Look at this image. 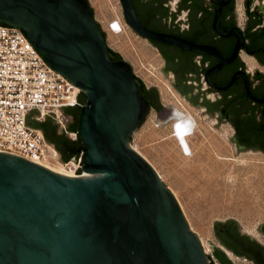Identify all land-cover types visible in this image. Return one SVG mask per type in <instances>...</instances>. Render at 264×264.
Returning a JSON list of instances; mask_svg holds the SVG:
<instances>
[{
  "label": "water",
  "instance_id": "obj_1",
  "mask_svg": "<svg viewBox=\"0 0 264 264\" xmlns=\"http://www.w3.org/2000/svg\"><path fill=\"white\" fill-rule=\"evenodd\" d=\"M168 1L121 0L126 22L159 49L166 61L160 70L177 92L195 108H208L201 115L214 119L218 131L226 123L235 129L229 138L235 155L264 153V73L248 74L239 53L246 49L264 66V5L251 12L256 0H245L244 36L235 0H179L177 12L163 6ZM187 9L188 21L175 24ZM0 26L20 29L49 68L80 89L76 105L60 107L71 117L66 125L38 108L27 112L25 125L43 131L61 163L73 160L83 172L66 176L0 152V264H215L172 190L131 146L149 105L161 124L190 119L172 105L164 108L158 89L147 90L108 48L89 1L0 0ZM208 94L222 98L212 102ZM42 115L46 122L35 119ZM258 230L264 234V224ZM215 231L235 255L264 264V246L240 222L216 221ZM212 247L221 264H233Z\"/></svg>",
  "mask_w": 264,
  "mask_h": 264
},
{
  "label": "rangeland",
  "instance_id": "obj_2",
  "mask_svg": "<svg viewBox=\"0 0 264 264\" xmlns=\"http://www.w3.org/2000/svg\"><path fill=\"white\" fill-rule=\"evenodd\" d=\"M89 1L107 34L109 47L119 52L147 85L159 86L164 104L190 114L199 125V132L192 139L193 157L183 154L172 132L173 122L159 123L153 111L148 112L146 119L131 136V146L144 156L162 182L172 190L188 223L199 236L205 254L211 258L214 256L212 244L224 248L215 233L216 221L235 219L241 223L244 232L264 242L258 230L264 224V155L240 152L236 156L229 139L231 128L228 125L220 126L223 133L218 131L213 126L214 119L209 121L208 116H202L201 111L174 94L159 72L162 62L156 51L130 29L119 34L109 29L108 24L121 14L120 0ZM256 1L264 5V0ZM244 58L247 56L244 55ZM249 65L252 66L251 63ZM54 113L57 122L63 125L70 122V118H64L61 111ZM35 119L44 121L46 115ZM73 138H77L76 133ZM60 159L59 154V162L49 166L66 172ZM231 258L234 264H250L233 256ZM214 262L219 264L217 260Z\"/></svg>",
  "mask_w": 264,
  "mask_h": 264
},
{
  "label": "built area",
  "instance_id": "obj_3",
  "mask_svg": "<svg viewBox=\"0 0 264 264\" xmlns=\"http://www.w3.org/2000/svg\"><path fill=\"white\" fill-rule=\"evenodd\" d=\"M116 21L109 24L114 32ZM80 89L49 68L18 28L0 26V152L11 153L40 165L59 162V153L45 142L40 130L25 125L33 108L58 112L77 104ZM72 176L82 169L73 160L64 164Z\"/></svg>",
  "mask_w": 264,
  "mask_h": 264
},
{
  "label": "flooded vegetation",
  "instance_id": "obj_4",
  "mask_svg": "<svg viewBox=\"0 0 264 264\" xmlns=\"http://www.w3.org/2000/svg\"><path fill=\"white\" fill-rule=\"evenodd\" d=\"M205 1H210V0H205ZM178 2H179V0H173V1H168L167 3H164L163 4V6H165V7H168L169 6V4H170V6H171V8H170V11H174V12H177V10H176V8H175V5L176 4H178ZM120 4H121V15H120V17H119V19H118V22L121 24V26H122V28H123V32H125L127 29H130L131 30V32L132 33H134L138 38H140L141 40H143V41H145V42H147L149 45H151V46H153V44L150 42V40L148 39V38H146V37H142V36H140L138 33H136L135 31H134V29H132L129 25H128V23L126 22V20H125V14H124V8H123V4H122V2H121V0H120ZM257 5H263V2L261 3V2H258V1H255L254 2V6L251 8V12H253V11H255V8H256V6ZM244 9H245V13H246V8H245V0H244ZM234 8H235V18H236V21H237V28H239L241 31H242V33H243V35L245 36L246 35V33H245V30H246V24H247V22L245 23V25H244V27L242 28L240 25H239V22H238V18H237V13H236V0H235V5H234ZM191 9H187L186 11H184V10H181V15L178 17V19L175 21V24H177L178 23V21H180V20H183V21H188V18H186V16H188V12L190 11ZM202 13H203V11H201V12H199V14H198V19L201 17V15H202ZM247 16V15H246ZM248 20V19H247ZM189 26H190V23H188L187 25H185V24H181V32H183V30H185V28H187V30H189ZM101 28V27H100ZM154 47V46H153ZM155 49H156V51H157V53H158V56H159V58H160V61L162 62V64H161V68H163L164 67V65H165V63H166V61L164 60V58H163V56H162V54L160 53V51H159V49L157 48V47H154ZM240 57H241V59L243 60V57H242V55H243V53H245V54H247L248 56H250L255 62H256V64H257V67H255L254 69H249V67L247 66V64H246V72L248 73V74H250L251 76H255V70L256 69H259L261 72H263L264 73V66H262V65H260V63L258 62V60L256 59V57L255 56H252V55H250L248 52H247V50L246 49H240ZM196 58H198V59H202V56H200V55H198V56H196ZM243 62H245L244 60H243ZM197 63H198V65L199 66H201V64H200V60H197ZM246 63V62H245ZM160 68V69H161ZM134 72V71H133ZM159 72H160V74H161V76L170 84V86L172 87V89H173V91H174V94H176V95H178L180 98H182L183 100H185L192 108H194V109H197V108H195L190 102H189V100H186L179 92H177V90H176V88H174V86L171 84V82H170V80H168L166 77H165V75L161 72V70H159ZM134 75H136L135 73H134ZM137 76V75H136ZM137 77H139V76H137ZM174 77V73L173 72H169V78H173ZM140 78V77H139ZM142 79V78H141ZM204 79H205V76H202L201 77V83H203V88H202V91H204L205 89H208L209 87H208V85H207V81H204ZM143 80V79H142ZM204 81V82H203ZM144 82V81H143ZM144 84H145V87H146V89L147 90H150L152 87H156L157 89H158V91H159V101H160V103L163 105V107L164 108H166L167 107V105L166 104H164L163 102H162V99H161V94H160V88H159V86H157V85H151V86H149V85H147L145 82H144ZM193 84L194 85H197V82L196 81H193ZM206 98L207 99H211V101L212 102H214V101H217V98L218 99H221L222 98V96L221 95H217V98L215 97V94H208V95H206ZM203 101V98H200V102H202ZM174 108V107H173ZM176 109V108H175ZM177 110H179L178 108H177ZM198 111H201V113H203V112H208V108H206V107H202L201 108V110H199V109H197ZM149 111H153V112H155V114L158 116V111H157V109H155L152 105H149ZM206 115V114H205ZM206 116H208V115H206ZM215 116H216V118H219L220 117V114L219 113H216L215 114ZM169 121H174V119L173 118H170L166 123H168ZM225 125H228L230 128H231V125L229 124V123H226V124H222V125H220V126H225ZM231 130H232V134H231V137H234L235 136V134H236V131H235V129H233V128H231ZM41 131V130H40ZM42 133H43V131H41ZM62 133V131L60 130V127H59V129H58V134H61ZM44 135V134H43ZM58 152V151H57ZM246 152H250V151H246ZM256 153H260V154H263L264 155V153L262 152V151H258V152H256ZM60 154V153H59ZM216 233V232H215ZM246 234H248L249 236H253L255 239H256V241L260 244V245H263L264 246V242L262 241V240H260L257 236H255V235H253V234H250V233H247V232H245ZM259 234L264 238V234H262L260 231H259ZM217 236V235H216ZM218 238V237H217ZM218 240H219V238H218ZM220 241V240H219ZM220 243H221V245L224 247V248H219L222 252H224V254L227 256V258H228V260H230V261H232V263H233V260H232V256L233 257H235V258H237V259H241V260H244V261H247V262H249L250 264H256L253 260H249V259H247V258H240V257H238L237 255H235L233 252H231L230 250H228L223 244H222V242L220 241ZM212 259L214 260V261H218V263L219 264H221L220 262H219V260L216 258V256H215V254H214V256H212ZM234 264V263H233Z\"/></svg>",
  "mask_w": 264,
  "mask_h": 264
},
{
  "label": "bare ground",
  "instance_id": "obj_5",
  "mask_svg": "<svg viewBox=\"0 0 264 264\" xmlns=\"http://www.w3.org/2000/svg\"><path fill=\"white\" fill-rule=\"evenodd\" d=\"M115 27V33L119 34L123 32V28L121 26V24L119 22L116 23ZM180 113H184L186 114L184 111L178 110ZM189 117V122H183L180 118L178 117H174V121L172 124V132L174 134L175 139L177 140L183 154L186 157H193L194 156V151L192 149V139L197 135V133L199 132L198 130V123L195 120L194 117H192L190 114H186ZM138 150V149H137ZM139 153V151H138ZM140 154V153H139ZM141 155V154H140ZM144 157V156H143ZM45 167H47L48 169L66 175V176H72L69 173H66V167L62 166V168H65V171L62 169H55L49 165H46Z\"/></svg>",
  "mask_w": 264,
  "mask_h": 264
},
{
  "label": "crops",
  "instance_id": "obj_6",
  "mask_svg": "<svg viewBox=\"0 0 264 264\" xmlns=\"http://www.w3.org/2000/svg\"><path fill=\"white\" fill-rule=\"evenodd\" d=\"M89 1V0H88ZM89 3H90V1H89ZM90 5H91V7H92V9H93V11H94V16H95V19H96V22L99 24V20L96 18V10H94V7H93V5L90 3ZM244 0H236V13H237V18H238V22H239V25L243 28L244 27V25H245V23L247 22V16H246V13H245V9H244ZM121 15V14H120ZM120 15L118 14L117 15V20H113V21H116V22H118V19H119V17H120ZM113 21H111V22H113ZM110 22V23H111ZM109 23V24H110ZM109 24H108V27H109V29H110V26H109ZM100 25V24H99ZM101 27V26H100ZM101 29H102V27H101ZM111 30V29H110ZM102 31L105 33V35H106V39H107V34H106V32H105V30L104 29H102ZM112 31V30H111ZM145 42V41H144ZM147 43V42H146ZM108 44V43H107ZM148 44V43H147ZM149 45V44H148ZM149 46H151V45H149ZM108 47H109V45H108ZM155 51H156V49L153 47V46H151ZM109 48H111V47H109ZM112 49V48H111ZM115 51V50H114ZM117 52V51H116ZM119 53V52H118ZM156 53H157V51H156ZM120 54V53H119ZM157 55H158V53H157ZM244 55H246L247 56V58L245 59L244 58ZM122 56V55H121ZM123 57V56H122ZM159 57V56H158ZM242 57H243V60L246 62V64H247V66L249 67V69H254L255 67H257V64H256V62L250 57V56H248L247 54H245V53H243V55H242ZM124 59V58H123ZM125 60V59H124ZM126 61V60H125ZM127 62V61H126ZM252 64V66H250L249 64ZM61 114L63 115V113L61 112ZM63 117L64 118H66V119H68V118H70L71 119V117H69V116H65V115H63ZM60 130L61 131H63V126H60ZM75 135V133H73V132H70V133H68V136H69V138H71L72 140H75L76 138H73V136Z\"/></svg>",
  "mask_w": 264,
  "mask_h": 264
},
{
  "label": "trees",
  "instance_id": "obj_7",
  "mask_svg": "<svg viewBox=\"0 0 264 264\" xmlns=\"http://www.w3.org/2000/svg\"><path fill=\"white\" fill-rule=\"evenodd\" d=\"M109 48V47H108ZM109 49H111V48H109ZM113 52H115V53H118V52H116V51H114L113 49H111ZM119 54V53H118ZM120 56H121V54H120ZM122 57V56H121ZM122 60H123V57H122ZM136 76V75H135ZM137 77V76H136ZM137 78H139V77H137ZM139 79H141V78H139ZM142 80V79H141ZM142 82H143V80H142ZM144 83V82H143ZM40 122V121H39ZM42 122H46V119L44 120V121H41V123ZM36 130H38V129H36ZM42 131V130H41ZM74 133V132H73ZM57 134H58V131H57ZM77 134V133H76ZM58 135H60V134H58ZM70 140L71 141H75V140H78V136H77V138L75 139V140H72L71 138H70ZM59 153V152H58ZM60 158H61V155H60ZM69 162V161H68ZM216 232V231H215ZM217 258V257H216ZM218 259V258H217Z\"/></svg>",
  "mask_w": 264,
  "mask_h": 264
}]
</instances>
